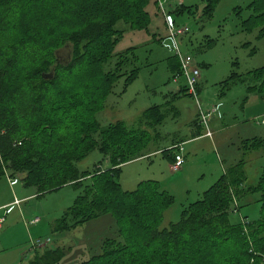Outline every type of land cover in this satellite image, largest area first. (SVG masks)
Masks as SVG:
<instances>
[{
  "label": "trees",
  "instance_id": "1",
  "mask_svg": "<svg viewBox=\"0 0 264 264\" xmlns=\"http://www.w3.org/2000/svg\"><path fill=\"white\" fill-rule=\"evenodd\" d=\"M219 1L206 0L204 15L213 16ZM157 3L0 0V179L21 177L41 196L66 186L78 191L55 221L56 231L74 230L105 214L114 217L116 234L77 264H264V165L257 183L246 188L256 194L253 202L241 200L245 177L233 169L244 164L241 158L184 206L178 221L163 227L174 198L160 183L142 181L129 190L120 181L122 164L142 156L148 144L143 135L149 133L123 121L102 125L96 115L116 83L123 79L128 86L140 72L135 47L116 51L126 31L117 25L148 30ZM177 7L171 13L191 14L198 6ZM246 8L251 12L243 20L246 29L261 25L264 32V0H252ZM66 48L70 58L62 60L59 53ZM174 65L180 73V62ZM247 75L232 73L222 83L253 78L256 85L250 87L264 90V65ZM145 114L151 118V110ZM244 142L248 149L259 145ZM97 151L102 160L81 168ZM177 152L162 153L176 159ZM106 157L109 165L103 167ZM251 204L253 209L241 215ZM234 213L240 216L232 218ZM65 255L63 247L47 246L25 264H61Z\"/></svg>",
  "mask_w": 264,
  "mask_h": 264
},
{
  "label": "rangeland",
  "instance_id": "2",
  "mask_svg": "<svg viewBox=\"0 0 264 264\" xmlns=\"http://www.w3.org/2000/svg\"><path fill=\"white\" fill-rule=\"evenodd\" d=\"M175 1L178 2V0ZM251 1L220 0L213 16L208 17V19L204 15V6L202 5L206 0H184L188 5L199 4L201 6L194 8V13H186L183 16L171 13V10L178 8L177 6H171V8L167 9L175 20L189 25L194 42L189 49L194 53L197 60L200 59L208 64L207 67L201 68V73L204 75L206 72H209V77H206L208 81L203 79L202 95H200L201 100L207 92L216 95L220 90L222 91L220 83L231 76L232 73L248 76L247 73L264 65V32L261 29L262 26L259 25L251 30H247V25L243 23V20L251 13L246 8ZM238 8H242L241 15L237 14ZM155 10L159 15L162 13L158 7ZM117 27L124 28L125 23L120 22ZM209 38L214 39V43L203 51H199L198 46L200 43H205V40ZM125 43L126 41L123 38L118 45L121 47ZM180 45L182 50H185L182 41ZM67 54L69 55V48L60 50L59 55L62 60L67 58ZM138 55L139 58L135 63L141 69L138 78L128 87L127 92L122 94L121 97L120 91L124 86V80L122 79L116 83L113 92L105 102L104 109L97 113L96 118L102 125L123 121L130 127H140L139 124L142 119L141 127L143 130L147 128L146 130L150 133L143 135V139L149 143L146 149H151L164 145L169 138L163 136L154 138V135L151 134L154 128L145 125L144 120H146V117L143 116V111L153 104L162 103L163 94L168 92L169 88L172 89L175 83L172 74L167 70L166 58L169 55V51L161 46L157 40H152L140 46ZM243 82L245 81H239L238 77H236L235 80L229 81L228 83L233 84L224 96V104L225 106L228 105L229 108L225 121L235 116L236 120H239L246 127L250 125V130L248 131H254L256 135L250 136L249 134V136H246L242 130L236 129L234 131L231 128L228 130L226 140L218 144L215 142V147L213 148L207 147L205 145L206 141H203L202 144L205 146H203V150H200L198 157H193L191 154V163L184 170L175 173V177L170 181L164 179L169 171L166 170L164 161L158 159L151 161L145 158L140 162L127 166L122 173L120 181L124 174L127 177L122 182L125 189H135L137 183L142 181L156 180L174 198L171 206L165 210L160 227L168 226L172 221H178L181 217L183 207L199 199L205 190L209 189L210 186L218 181L223 173L222 163L226 159L227 151L229 150L235 153L236 159L240 154V159L243 158L245 160L243 165H236L233 168L236 175L243 173L245 177V188L244 192L241 193L242 203L245 204L255 200L256 194L246 193V188L254 186L257 183L264 165V122H262L264 121V90L251 88V80H246L245 83ZM180 83H183V81ZM252 84V86H255V81H252ZM165 85L166 88H163ZM253 94L257 95L256 103L253 100ZM214 99H216V96ZM174 103L180 108V114L177 117H173L175 112L172 111V114H170L166 121L158 127L162 131L165 130L163 126H166L167 129H176V137H178V135L188 134L189 122L192 120L191 114L193 112V106L196 108L197 103L193 97L188 95H182ZM214 104L215 102H210L209 105L212 106ZM189 107L191 108V112L188 109ZM150 135L153 137L152 141L150 140ZM187 137L188 135L184 139H187ZM216 137H218V133ZM245 140L246 142H256L258 140L259 145H257L256 149L255 147L248 149L244 142ZM102 158L103 155L97 151L81 163V168L84 169L87 166H93V164L99 162ZM109 161V157L103 159V167H107ZM230 162L227 163L229 164ZM233 162L234 164L236 163L235 161ZM105 164L108 165L105 166ZM226 172H228V167H226ZM180 176L182 177L180 178ZM11 183L6 178L0 179V202L7 198L12 199L18 195L21 196L19 193L20 186L27 193H31L33 190L35 192V187L33 186H25L21 182L17 183V181ZM17 192L18 194H16ZM77 192L71 186L63 187L59 191L47 193L42 197L34 196L26 199V201H22L19 205L15 204L7 208V211L10 212L7 215L8 221L0 229V231L4 229L3 232L5 233L2 241H10L15 245L9 251L6 250L8 253L3 255L4 258L7 260H12V258L16 260L23 248L24 250L26 248V252L29 250L32 239H37V237L39 239L45 238L46 232L43 231L42 234L41 230H38L40 228L38 226H46L50 219H54L55 213H58L59 206L63 205L67 208L71 205ZM254 206V204L243 206L241 215L248 210H252ZM20 209H26L27 212L34 211L36 214H40L42 222L33 228L32 224H29L31 219L29 214H27L25 223L21 220L23 225L20 224V220L19 224H17V220L12 223L13 219L17 218L16 214ZM237 216L239 217L240 215L234 213L232 218ZM6 225L7 230L5 231ZM29 227L32 229L31 236L27 233ZM117 229L118 226L114 217L104 215L82 225L81 228L75 231L70 230L64 232V234H68V239L71 241L69 245H74V248L71 251L68 248L67 255L61 264H77L78 262L76 260L78 258L86 259L91 254L97 253L100 251L105 237L114 236ZM22 230H25L24 236ZM54 234V237H52L56 241L57 233ZM31 256H28V259Z\"/></svg>",
  "mask_w": 264,
  "mask_h": 264
},
{
  "label": "crops",
  "instance_id": "3",
  "mask_svg": "<svg viewBox=\"0 0 264 264\" xmlns=\"http://www.w3.org/2000/svg\"><path fill=\"white\" fill-rule=\"evenodd\" d=\"M170 2H171V4L169 6L166 5L167 9L171 8V6L176 7L177 5H180V3L181 4L185 3L184 0H178V2H180V3L176 2L175 0H171ZM196 5L201 6L199 4H196ZM202 5L204 6L205 3H203ZM155 8H156V6L152 8L153 15L151 16V24H150V27L148 30L132 29V28H129L127 25H125L124 28H126V31L124 32L123 38L126 41V43L121 47L118 45L116 51H123L129 47H135L136 55L139 58L138 50H139L140 46L145 45L152 40H157L161 46L165 47L169 51V55L166 58L167 70L170 74H172L173 81H174L175 85H173L172 89L169 88L168 92L163 94V102L162 103L153 104L152 106L146 108L143 111V116L146 117V120L144 121L145 125L148 127L154 128L153 132L151 133L152 135H154V138H156L158 136H163V137L169 138V139L167 142L165 141L166 143L162 146H156V147L151 148V149H146V147H147L146 146L144 148L145 151L143 150L144 153H142V156H140V157H138L132 161H129V162L122 164V167H123L122 171L124 172L127 166L132 165L136 162H140L141 160H144L145 158H147L148 160H151V161H154L153 159L163 160L164 165L166 167V170L169 171L168 175H166V177L164 179L170 181L175 177V173H177L181 170H184L187 167V165L189 163H191L190 162L191 161V154L193 155V157H198L200 150L204 149L203 146L206 145L207 147L213 148V147H215V142H216V144L221 143V141L224 142L226 140L228 130H230L231 128L234 129V131H236V129L242 130V132L246 136H249V134H250V136L256 135V134L254 133V131H248V130H250L249 129L250 125L247 124L248 125L247 126L248 128H247L246 125L240 123L239 120H236L235 116L232 117L231 119L229 118L228 120L225 121V117L227 116L226 114L229 112V108H228V105L225 106V104H224V96L227 93V90H229L231 88V85L233 83L223 84L222 82L220 83V85L222 87V91L220 90V92L216 93V95L211 93V92H207V93H205L204 97L201 96L202 100L200 98V100H201V102L205 108L211 107V105H209L210 102H212V103L215 102V105L219 106L217 112H215L211 116V119L209 120L210 121L209 122V128L213 132L212 136L206 135V133H205L206 128L203 127L198 121L199 108H198L197 104H196V108H194V106H193V112L191 114L192 120L189 122L188 134L178 135V137H176V132H175L176 129H167L166 126H163V129H165V130L162 131L160 129V127H158L159 125H162L166 121V119L170 116V114H172V111L175 112V115L173 117H177V115L180 114V112H181L180 108L177 105H175V103H174L176 100H178L182 95H188L191 97H193V96L187 92V80H186V77L182 73V69H181L180 73H178V72L176 73L174 71L175 70L174 64L177 62L178 63L180 62V65H181V61L175 55L174 50L172 48L171 39L168 37L165 18H163L161 16V14L160 15L157 14ZM168 13L170 15H172L169 11H168ZM179 16H183V15H179ZM206 19H208V17H206ZM179 23L180 24H186L183 22H179ZM184 36H182V37H184L183 40H181L182 37L180 38V44L182 41V45H183V48L185 50H182V48H181V50L184 53H188V54H191L192 56H194V53L189 49L194 44L192 34H191V28H190V31ZM121 40H120V42H121ZM210 40H212V38L205 40V43L201 42L200 45L198 46V50L203 51L204 49H206L207 47L212 45L214 43V41L209 43ZM180 47H181V45H180ZM173 56H176L177 58H174ZM194 58H195V56H194ZM196 61H197V64H198L200 70H201V68H205L208 65L207 63H205L204 61H201L200 59L199 60L196 59ZM206 77H209V72H206L205 75L203 73H201V77H200V80L198 83L199 96L202 95L203 79L205 81H208L206 79ZM238 80L242 81L239 78H238ZM247 80H251L250 85L252 87V85H253L252 81H255V80L253 78H248ZM181 81H183V83H180ZM245 82H243V83H245ZM131 84H129L128 86L124 85L122 87V90L120 91L121 92L120 97L122 96V94L127 92V89ZM255 85H256V82H255ZM163 88H166V85ZM215 96H216V99H214ZM256 98H257V95L253 94V100L255 103H256ZM156 106H157V108L154 109V107H156ZM188 109L191 112V108L189 107ZM148 110H151V118L147 117V115L145 114L148 112ZM263 110H264V108H263ZM160 114H162L164 116L160 117ZM261 114H263V113H261ZM155 118L160 120V124L153 125V122L149 121V119L153 120ZM141 123H142V119L140 120V124H139L140 126H141ZM217 133H218V137H216ZM187 135H188L187 139H184L185 136H187ZM170 137H173V138H170ZM152 139H153V137L151 136L150 140L152 141ZM203 141H206L205 145L202 144ZM179 145H182L184 148V150L182 152V154L184 156V160L180 164L181 167L177 170H174L173 164L176 162V159L172 158L171 155L166 154V153H162V152H163V150H166L169 148H174V152L178 151ZM239 155L236 159L234 152H232L231 150L227 151L226 159L222 163L223 173L226 172V167H230L231 165L234 164L233 161L237 162L240 160L241 156H239ZM227 162H230V163L228 164ZM107 165L108 164H105V166H107ZM125 175L126 174H124L123 178L121 179V183L127 179V177ZM121 177H122V175L120 176V178ZM181 177L182 176H180V178ZM2 178H6L7 181H9V183L17 181V183L21 182L22 185L27 186L22 181L23 179L21 177H16V179L15 178L11 179L8 176H4ZM122 185H123V183H122ZM137 185H138V183H137ZM33 187H35V186H33ZM66 187H68V186H66ZM19 190H20L19 193L21 194V196L18 195V196L13 197L12 199L7 198L4 201L0 202V229H2L4 227V224L7 223V221H8L7 215H9L10 212L7 211V208H10V207L14 206L15 204L19 205L20 203H22V201H24V200L26 201V199L34 197V196L35 197H42L41 195H39L40 193L37 192L38 190L36 187H35V192L33 190L31 193H27L25 191V189L22 188V186H20ZM16 194H18V192ZM45 195H43V196H45ZM65 208L66 207L63 205L59 206L58 213L57 214L55 213L54 219L53 218L50 219L48 221V223L46 224V226H42V227L39 225L42 222V218L40 217V214L38 215L34 211L27 212L26 209H20L16 214L17 218H14L12 223L15 222L16 220H17V224H19V220H20V224H22L21 220L25 223V220H26L25 217L27 216V214H29V217L31 219L29 224H32L33 228L37 227L39 225L38 227H40V228L38 230H41L42 234H43V231L46 232V237L41 238V239H39L38 237H37V239H32L31 240V246L28 250L30 252L29 254H28V251L26 252V248H25V250L23 248L21 254L18 256V258L16 260H14L13 258H12V260H7L6 258H4L3 255H6L8 253L7 251H9L11 248H13V246L15 244L13 242H10V241H2V237L5 234L3 232V230H4L3 229L2 231H0V264H25L29 260L28 256H31L33 254V252H35L36 250L44 249L47 246H50V247L61 246L65 249V252L67 255L68 245L71 244V241H70V239H68V237H69L68 234H64V232H66L68 230H61V231L55 230V221L59 218L58 217L59 214L61 212H63L65 210ZM33 215H35V216H33ZM109 215L110 214H105V216H109ZM102 216H104V215H102ZM110 216L113 217L112 215H110ZM115 222H116V220H115ZM81 227L82 226H78L76 229H74V231L77 230L78 228H81ZM6 230H7V225H6L5 231ZM34 231H36V229H34ZM22 232H23V236H24L25 230H22ZM27 233L29 235L32 234V229L30 227L28 228ZM54 233H57L56 234V237H57L56 241L53 238L55 235ZM101 240H103V238H101ZM69 246L71 248L72 247L74 248V245H69ZM66 255L64 256V258L66 257ZM63 259H62V261H63ZM79 260H81V259L78 258L76 261H79Z\"/></svg>",
  "mask_w": 264,
  "mask_h": 264
},
{
  "label": "built area",
  "instance_id": "4",
  "mask_svg": "<svg viewBox=\"0 0 264 264\" xmlns=\"http://www.w3.org/2000/svg\"><path fill=\"white\" fill-rule=\"evenodd\" d=\"M170 1L171 0H157L158 9L162 12L160 14L165 18L168 37L171 39L174 53L181 61L182 73L187 80V92L193 96L198 105V121L207 129L205 132L206 135L212 136L213 132L209 128V120L211 119V116L217 112L219 106L214 104L211 108H205L200 100L198 83L201 77V70L194 56L184 53L180 47V38L190 31V27L187 24H180L172 17V15L168 13L166 5L169 6L171 4ZM183 150V146L179 145V150L176 154V162L173 164L174 170L181 167L180 164L184 160V156L182 154Z\"/></svg>",
  "mask_w": 264,
  "mask_h": 264
},
{
  "label": "water",
  "instance_id": "5",
  "mask_svg": "<svg viewBox=\"0 0 264 264\" xmlns=\"http://www.w3.org/2000/svg\"><path fill=\"white\" fill-rule=\"evenodd\" d=\"M69 58H70V55H69ZM44 76H45V77H51V76H53V74H52V73H49V74H46V73H45Z\"/></svg>",
  "mask_w": 264,
  "mask_h": 264
}]
</instances>
